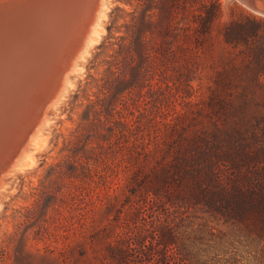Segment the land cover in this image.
I'll list each match as a JSON object with an SVG mask.
<instances>
[{"label":"trees","instance_id":"trees-1","mask_svg":"<svg viewBox=\"0 0 264 264\" xmlns=\"http://www.w3.org/2000/svg\"><path fill=\"white\" fill-rule=\"evenodd\" d=\"M222 13L171 0L137 68L140 120L106 125L112 155L100 144L94 161L111 158L114 236L100 264H264V17Z\"/></svg>","mask_w":264,"mask_h":264},{"label":"rangeland","instance_id":"rangeland-1","mask_svg":"<svg viewBox=\"0 0 264 264\" xmlns=\"http://www.w3.org/2000/svg\"><path fill=\"white\" fill-rule=\"evenodd\" d=\"M221 1V22L231 2L248 10L238 0ZM170 3L96 0L50 96L33 109L29 122L12 120L7 164L0 172V264L103 261L114 236V227H105L114 210L101 206L111 158L94 161V154L102 144L112 155L111 128H123L117 122L140 120L141 100L148 94L136 92L137 68L145 46L166 26ZM84 157L92 159L91 170Z\"/></svg>","mask_w":264,"mask_h":264},{"label":"bare ground","instance_id":"bare-ground-1","mask_svg":"<svg viewBox=\"0 0 264 264\" xmlns=\"http://www.w3.org/2000/svg\"><path fill=\"white\" fill-rule=\"evenodd\" d=\"M91 4L88 0H4L0 5V172L7 164L12 120L32 118V108L57 73V65L48 60L54 53L69 54L87 25ZM68 35L71 41L61 52ZM14 98L20 104L15 113Z\"/></svg>","mask_w":264,"mask_h":264},{"label":"water","instance_id":"water-1","mask_svg":"<svg viewBox=\"0 0 264 264\" xmlns=\"http://www.w3.org/2000/svg\"><path fill=\"white\" fill-rule=\"evenodd\" d=\"M242 5H244L251 13L253 14H256V15H259V16H262L264 17V0H238ZM4 2V0H0V5H2V3ZM88 2L91 4V5H94L95 6V3H96V0H88ZM94 6H93V9H94ZM92 9V11H93ZM92 14V12H91ZM91 16V15H90ZM83 33V32H82ZM69 36V35H68ZM67 37V36H66ZM65 38V37H63ZM72 38V37H71ZM71 38H70V41H71ZM81 39V36H79L78 40L77 41H73L72 42V47H71V51H69V54H66V56L64 57H60L59 55V52L58 54H56V56H54V61H51L53 63H55L57 66H56V69H57V73L55 75V77L53 78L52 82L55 81L57 82V80L59 79L60 77V74H61V71L62 69L65 67L66 65V62H67V59L71 56V54L74 52V47L76 46V44L80 41ZM64 40V39H63ZM69 43V41H64V43L61 45V52L63 51L64 47ZM21 80V79H20ZM20 80H16L17 83H19ZM22 84V83H21ZM52 84V83H51ZM50 91H51V87L47 88L45 91H43L41 94H40V102H38L37 104H42L43 102H45L46 98L48 96H50ZM15 99V98H14ZM18 103H19V100L15 99V104H14V107H13V113L17 112L20 110V104L18 106ZM34 105H31V107H33ZM37 107V105L35 106ZM34 107V108H35ZM32 108V109H34ZM17 114V113H16ZM5 168V167H4ZM3 168V169H4ZM2 169V170H3Z\"/></svg>","mask_w":264,"mask_h":264}]
</instances>
